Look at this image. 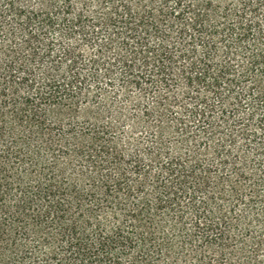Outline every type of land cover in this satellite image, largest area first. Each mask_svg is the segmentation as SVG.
Masks as SVG:
<instances>
[{"label": "trees", "instance_id": "1", "mask_svg": "<svg viewBox=\"0 0 264 264\" xmlns=\"http://www.w3.org/2000/svg\"><path fill=\"white\" fill-rule=\"evenodd\" d=\"M0 264H264V0H0Z\"/></svg>", "mask_w": 264, "mask_h": 264}]
</instances>
